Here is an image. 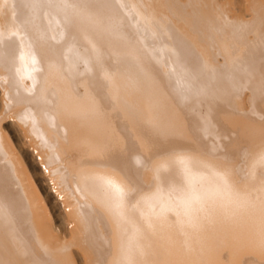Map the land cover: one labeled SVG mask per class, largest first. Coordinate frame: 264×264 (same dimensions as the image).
<instances>
[{
    "label": "bare ground",
    "instance_id": "1",
    "mask_svg": "<svg viewBox=\"0 0 264 264\" xmlns=\"http://www.w3.org/2000/svg\"><path fill=\"white\" fill-rule=\"evenodd\" d=\"M258 75L264 0H0V264H264Z\"/></svg>",
    "mask_w": 264,
    "mask_h": 264
},
{
    "label": "rangeland",
    "instance_id": "2",
    "mask_svg": "<svg viewBox=\"0 0 264 264\" xmlns=\"http://www.w3.org/2000/svg\"><path fill=\"white\" fill-rule=\"evenodd\" d=\"M164 74H165V73H164ZM259 75H261V74H259ZM259 75H258V77H259V80H261L262 78H264V77H262V76H259ZM166 77H167V76H166ZM256 77H257V75H256ZM252 81H253V80H252ZM252 81H251V82H252ZM251 82H249V83H251ZM249 86H250V85H249ZM253 86H254V85H253ZM163 87L165 88V86H163ZM170 88H171V87H169V86L167 87V86H166V88H165V89H168L167 91H171V92H172V88H171V89H170ZM163 90H164V89H163ZM10 138H11V137H10ZM11 139L13 140V138H11ZM31 167H32V166H31ZM39 189L41 190V188H40V187H39ZM40 192H41V193L43 192V193H42V195L44 194L43 196H44V198H46V196H45V193H44L43 189H42V191H40ZM46 199H48V198H46ZM46 199H45V201H47ZM48 201H49V200H48ZM46 203H47V202H46ZM49 205H50V204H49ZM49 205H48V207H49ZM51 205H52V204H51ZM50 208H51V207H49V210H50ZM51 212H52V211L50 210V212H49V213H50L51 215L53 214L52 216H54V213H53V212L51 213ZM55 218H56V217H55ZM57 219H58V218H57ZM57 219H55V220H56V222L59 224V222L57 221ZM56 222H55V223H56ZM53 223H54V222H53ZM58 224H57V225H58ZM79 260H80V256H79Z\"/></svg>",
    "mask_w": 264,
    "mask_h": 264
}]
</instances>
